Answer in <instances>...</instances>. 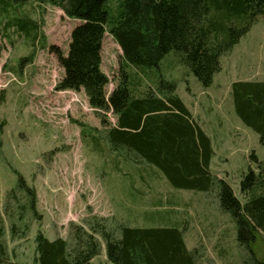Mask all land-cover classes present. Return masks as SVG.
Returning a JSON list of instances; mask_svg holds the SVG:
<instances>
[{
	"label": "rangeland",
	"instance_id": "rangeland-1",
	"mask_svg": "<svg viewBox=\"0 0 264 264\" xmlns=\"http://www.w3.org/2000/svg\"><path fill=\"white\" fill-rule=\"evenodd\" d=\"M108 5L115 11L116 0ZM25 20L32 24L20 30L16 23ZM79 24L49 4L0 0V95H5L0 105V217L9 263L33 264L37 232L49 240L69 241L73 226L88 231L92 217H103L134 228L176 226L184 230L187 248L199 250L197 264H242L245 253L236 242V225L221 210L215 183L208 192L172 187L156 167L124 150L111 149L106 129L82 91L55 90L63 77L57 54H67L71 32ZM122 61L121 49L106 32L100 66L108 79L106 96L116 87ZM220 65L208 88L175 52L167 54L158 67L126 70L141 83L137 93L156 89L160 81L175 83V94L210 138L212 178L224 180L243 200L240 182L249 169L261 172L264 147L258 134L236 115L231 84L264 82L262 16L220 58ZM105 114L113 126L115 116ZM252 153L260 164L251 161ZM18 175L35 193L37 217L28 214L22 223L15 219L18 233L12 237V212L5 214L3 208L11 190L16 201L25 204L23 192L16 187ZM14 201H8L12 208L18 205ZM95 237L102 248L92 264H110L101 239ZM253 248L261 259L264 236L257 235Z\"/></svg>",
	"mask_w": 264,
	"mask_h": 264
},
{
	"label": "trees",
	"instance_id": "trees-1",
	"mask_svg": "<svg viewBox=\"0 0 264 264\" xmlns=\"http://www.w3.org/2000/svg\"><path fill=\"white\" fill-rule=\"evenodd\" d=\"M34 1L57 7L66 18L80 22L71 32L67 54H57L63 77L55 90L82 91L106 129L111 149L124 150L156 167L172 187L208 192L215 183L219 206L236 225V242L245 253L242 264H264V251L259 259L253 248L257 235L264 236V165L259 167L261 172L249 169L243 176V200L237 198L228 183L212 178L210 138L175 94V83L160 81L156 89L137 93L141 83L126 70L158 67L167 54L175 52L197 81L210 87L221 70L220 58L249 32L258 16L264 19V0H116L115 11L108 5L111 0ZM30 24L25 20L16 26L28 30ZM106 32L123 59L109 96L105 93L108 79L100 70ZM231 95L236 115L258 134L264 147V82H233ZM4 101L1 93L0 105ZM108 112L116 118L113 126L107 123ZM250 159L260 164L254 153ZM16 187L23 192L25 204L18 203L11 190L3 208L5 214L12 212V237L18 233L15 219L22 223L28 214L37 217L34 191L19 175ZM10 199L18 203L15 208L8 205ZM3 224L0 217V264H10ZM86 226L88 231L73 226L69 241L49 240L37 232L33 264H92L102 248L96 235L110 264H197L201 259L197 248L187 249L184 230L176 226L134 228L103 217H92Z\"/></svg>",
	"mask_w": 264,
	"mask_h": 264
},
{
	"label": "crops",
	"instance_id": "crops-1",
	"mask_svg": "<svg viewBox=\"0 0 264 264\" xmlns=\"http://www.w3.org/2000/svg\"><path fill=\"white\" fill-rule=\"evenodd\" d=\"M191 114V113H190ZM192 116V115H191ZM187 247V246H186ZM188 250H191V249H189V248H187Z\"/></svg>",
	"mask_w": 264,
	"mask_h": 264
}]
</instances>
